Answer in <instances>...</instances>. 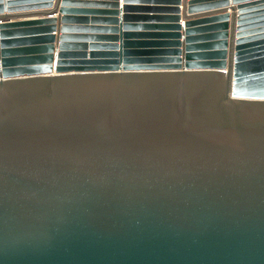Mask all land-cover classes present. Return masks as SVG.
I'll use <instances>...</instances> for the list:
<instances>
[{
	"label": "water",
	"instance_id": "1",
	"mask_svg": "<svg viewBox=\"0 0 264 264\" xmlns=\"http://www.w3.org/2000/svg\"><path fill=\"white\" fill-rule=\"evenodd\" d=\"M0 264H264V0H0Z\"/></svg>",
	"mask_w": 264,
	"mask_h": 264
}]
</instances>
